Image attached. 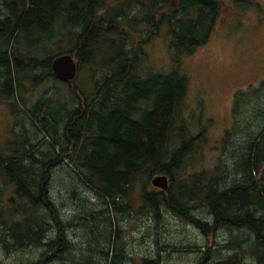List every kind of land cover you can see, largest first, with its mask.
Returning a JSON list of instances; mask_svg holds the SVG:
<instances>
[{"label":"trees","instance_id":"trees-1","mask_svg":"<svg viewBox=\"0 0 264 264\" xmlns=\"http://www.w3.org/2000/svg\"><path fill=\"white\" fill-rule=\"evenodd\" d=\"M233 1L236 7L237 3L244 8L253 6L247 0ZM222 2L131 0L130 4L143 13L140 22L144 34L151 38L163 28L169 36L173 66L160 72L146 64L144 48L142 43H135L130 24L125 26L120 16L108 15L106 0H0V44L4 46L0 47L4 68L0 73V99H11L14 94L13 55L8 46L19 36L29 42L34 34L39 35L38 46L43 36L65 31L70 41L67 50L49 48L46 59L33 66L32 61H24L23 55L37 52V46L27 44L20 63L26 71L46 69L48 76L56 79L50 70L52 60L70 54L77 62L78 78L86 72L90 81L89 89L77 85V76L72 82H64L73 86L70 94L78 95L80 103L65 113L63 125L60 115L54 116L46 101H38L30 109L22 107L31 123L42 118L36 130L52 143L37 155L32 153L34 145L28 138L9 153L0 150V186L2 182L14 185L19 202L4 214L0 187L2 248L23 249L33 243L42 251L30 264L48 262L46 241H63L65 226L58 217V207L49 198L47 182L51 170L63 163L62 157H68L73 161L70 167L65 165L67 177L90 189L105 207L114 204L116 198L126 197L140 177L147 182L156 174L169 175L173 188H177L171 194L174 205L187 222L206 226L190 212L194 209L190 203L195 201L231 233L237 232L229 242L235 252L226 264H246L244 254L252 258V264H264V107L254 108L252 117L243 122L236 119L241 101L250 93L259 96L264 80L254 89L249 86L234 94L231 127L220 142L222 152L233 134L239 132L240 136L233 142L236 144L228 159L218 157L212 171L190 173L189 180L180 175L185 170L184 162L207 142L204 128L195 136L185 130L187 141L180 140L175 132L177 114L188 89V77L181 65L183 58L211 39L222 17ZM130 41L133 46L125 48ZM102 45L106 48L100 50ZM195 159L198 162L199 157ZM157 197L145 196L150 212L155 210ZM116 210L122 213L125 207ZM103 221L99 224L106 227L108 222L113 231L114 220L107 217ZM72 226H76L73 221L67 222V228ZM112 241L121 240L115 235Z\"/></svg>","mask_w":264,"mask_h":264},{"label":"rangeland","instance_id":"rangeland-1","mask_svg":"<svg viewBox=\"0 0 264 264\" xmlns=\"http://www.w3.org/2000/svg\"><path fill=\"white\" fill-rule=\"evenodd\" d=\"M221 1H223L222 17L211 39L205 46L196 49L191 56L183 58L181 65L182 72L188 77V89L177 114V131L175 132L179 133L180 140L187 141L189 136L185 130L189 135L195 136L204 128L207 142L198 153L184 162L185 170H182L180 175H190L200 170L210 172L217 164L218 157L228 159V155L236 144L233 142H236L240 136L239 132L233 134L231 141L226 144V149L222 152L220 142L225 132L231 127L234 94L238 91H246L249 86L254 89L260 81L264 80V0H247L253 5L248 8L240 7L241 3H237L236 7L233 0ZM130 2L131 0H106L108 15L120 16L125 26L130 24L128 28L134 32L132 34L135 43H142L141 46L146 54L145 61L150 68L160 72L170 70L173 62L168 52L170 40L168 34L163 28L157 36L151 38L144 34L142 32L144 27L140 22L143 13L133 7ZM61 33L43 36L38 46L36 40L37 38L41 40V37L37 34H34L29 42H25L19 36L8 46V51H11L13 55L11 76L16 85L11 99H0V150L5 154L15 148L17 143L26 141V138L34 145L32 153L35 155L39 151L46 150L47 145L52 143V139L49 140L36 130V125L42 118L33 119L35 122L31 123V120L23 114L22 107L30 109L36 102L46 101L54 116L60 115V125H63L62 123L66 120L65 113L71 111L74 106H78V95L70 94L72 92L70 88L73 87L71 84L67 85L49 77L48 70L41 67H33V70L26 71L23 69L24 63H20L27 44L33 48L37 46V52L23 55L24 61H32L33 66L36 62H43L46 59V51L49 48L54 50L55 47H59L56 52L67 50L70 43L69 37L65 31ZM132 43L134 42L130 41V45L127 44L125 48L133 46ZM0 47H4L2 43ZM105 48L106 46L102 45L100 50ZM2 72L4 68L0 63V73ZM81 75L76 78L77 85L82 89L87 87L89 89L90 81L86 78L87 73ZM23 76L25 79H22ZM256 107H264V91H260L257 97L252 93L248 94L241 101L236 119L243 122V119L251 118L254 114L252 111ZM170 148L174 149L173 143H170ZM198 157L199 160L196 162L195 158ZM62 160V164L51 170L47 182L49 198L58 207V217L65 226L62 240L80 243V245L87 241H112L110 236L112 230L110 225L108 227V222L105 223L106 229L101 226L104 224L99 223L107 217L114 220V205L109 203L105 207L100 198L90 189L67 177L65 165L70 167L73 159L62 157ZM185 177L190 178V176ZM144 179L145 177L142 176L135 182L127 198L133 209V211L130 209L133 213L132 217H118L120 235L128 241V251L133 253L135 258L136 263L133 264H138L137 260L140 256L150 258L157 253L158 248H161L159 253L164 256H161L159 262L151 259L153 262L150 264H195L194 256L199 252L193 250L191 246H205V237L195 229L170 217L153 219L149 215L151 213L144 212L138 195L145 184ZM146 186L149 191L153 189L152 186ZM0 187L3 193V213L7 214L12 208L18 207L19 202L14 194L16 187L3 182ZM72 190L75 191L73 197ZM104 207L108 212L103 210ZM69 221H73L76 226L67 228ZM214 236L217 251L223 250L224 257L234 254L235 249L233 250L229 242L231 238L237 236L236 231L231 233L230 230L220 229ZM226 239L229 240L227 242L229 245L226 247L228 251L222 247ZM151 241L169 244L171 249L156 246ZM41 251L42 249L34 247L6 251L0 246V264H30L39 259ZM243 261L246 264H252V258L248 254L243 255ZM214 262L217 261L214 260Z\"/></svg>","mask_w":264,"mask_h":264},{"label":"flooded vegetation","instance_id":"flooded-vegetation-1","mask_svg":"<svg viewBox=\"0 0 264 264\" xmlns=\"http://www.w3.org/2000/svg\"><path fill=\"white\" fill-rule=\"evenodd\" d=\"M261 82V81H260ZM259 82V83H260ZM155 176H166L167 178V189L162 190L160 188H156L151 184L152 178ZM187 176V175H184ZM186 178V177H184ZM190 179V178H189ZM188 179V180H189ZM145 181V180H144ZM173 180L169 175L164 174H156L152 176L149 181H145V184L142 189H140L138 195L141 199L142 204V210L149 214L153 219L155 217H170L173 220L179 221L180 223L186 224L191 229H195L198 231L201 235L205 237L206 244L203 247H197L196 245L191 246V248L195 251H198L199 253H196L195 258V264H226L229 257L228 255L224 257L223 250L217 251V247L215 245V233L218 232V230H229L227 227H225L222 223L217 222L213 214L208 212V210L205 208V206H197V203L195 201L191 202L190 204L194 208L191 212L194 219L199 221L200 223L206 224L204 227H199L193 223L187 222L183 216H180L178 213L179 210L176 209L174 205V200L171 197V194L176 191L173 188ZM134 185V184H133ZM152 186V190H147V186ZM133 187V186H132ZM174 190V191H173ZM132 188L127 192L126 197L123 198H116L114 202L115 209L119 208V206H124L125 210L124 212L120 213L118 210H116L114 213V222L112 225L113 231L112 235L113 237L118 236L119 240L121 241H87L84 244L80 243H73L71 241H46L48 248V264H133L135 258L133 257V253L131 254L128 251V241H125L124 238H122L121 230L118 227V220L119 216H125L126 218L132 217V211L131 205L128 201V197L131 194ZM149 194L158 196L155 204V210L154 212H150L148 210V205L145 201V196L148 197ZM119 204V205H118ZM132 209V211L130 210ZM149 219V218H148ZM222 224V225H221ZM106 229V227L104 226ZM114 232V233H113ZM210 235V236H209ZM112 237V238H113ZM124 240V241H122ZM229 240L226 239V241L222 244V247L224 250H227L226 247L229 245L227 242ZM156 246H163L164 248L171 249V245L160 243L159 241H151ZM151 244V245H153ZM153 245V246H154ZM76 246V249H75ZM28 249L33 248V243L30 244ZM23 248V249H26ZM161 249V248H160ZM160 249H157V253H155L150 258L142 257L140 256V259H136L138 261V264H150L153 262L151 259H153L156 262H159L161 256L164 254L159 253ZM179 250V249H178ZM217 253V254H215ZM222 254V255H221ZM194 255V254H191ZM217 255V256H215ZM230 256V255H229ZM228 257V258H227ZM227 258V259H226ZM217 261L214 262L213 261ZM61 261V262H60Z\"/></svg>","mask_w":264,"mask_h":264},{"label":"water","instance_id":"water-1","mask_svg":"<svg viewBox=\"0 0 264 264\" xmlns=\"http://www.w3.org/2000/svg\"><path fill=\"white\" fill-rule=\"evenodd\" d=\"M53 76L61 82H72L77 76V62L70 54L55 57L50 65ZM151 184L162 190L167 189L166 176H156L152 178Z\"/></svg>","mask_w":264,"mask_h":264},{"label":"bare ground","instance_id":"bare-ground-1","mask_svg":"<svg viewBox=\"0 0 264 264\" xmlns=\"http://www.w3.org/2000/svg\"><path fill=\"white\" fill-rule=\"evenodd\" d=\"M156 177V176H155Z\"/></svg>","mask_w":264,"mask_h":264}]
</instances>
